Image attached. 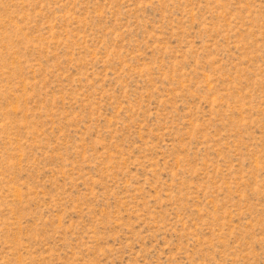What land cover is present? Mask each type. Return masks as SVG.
Masks as SVG:
<instances>
[{"label": "rangeland", "instance_id": "obj_1", "mask_svg": "<svg viewBox=\"0 0 264 264\" xmlns=\"http://www.w3.org/2000/svg\"><path fill=\"white\" fill-rule=\"evenodd\" d=\"M0 264H264V0H0Z\"/></svg>", "mask_w": 264, "mask_h": 264}]
</instances>
